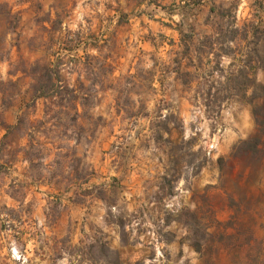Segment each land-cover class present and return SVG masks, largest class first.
Returning a JSON list of instances; mask_svg holds the SVG:
<instances>
[{
	"label": "rangeland",
	"instance_id": "rangeland-1",
	"mask_svg": "<svg viewBox=\"0 0 264 264\" xmlns=\"http://www.w3.org/2000/svg\"><path fill=\"white\" fill-rule=\"evenodd\" d=\"M197 2L0 0V264H264L252 106L180 44L235 31L264 84V4Z\"/></svg>",
	"mask_w": 264,
	"mask_h": 264
},
{
	"label": "trees",
	"instance_id": "trees-1",
	"mask_svg": "<svg viewBox=\"0 0 264 264\" xmlns=\"http://www.w3.org/2000/svg\"><path fill=\"white\" fill-rule=\"evenodd\" d=\"M221 16H224L221 14ZM222 32V31H221ZM235 32V31H234ZM231 40H224L219 42V39L215 35H219L220 31H215V35H206L204 36V42L200 45L202 48H196L195 45V33L194 29H192V34L189 40L181 38V45L185 48V55H189L190 52H196L200 55V61L203 62L204 59H210V57H214L217 60H221V58H229L231 59V63L228 66V69L221 68V61H218L216 64V69L219 70L220 73L215 72V69H212L208 74L204 73L208 78H212L215 74L219 77H223L225 81L231 83H237L240 87H227L225 89H217L214 94L212 89H207L204 92L205 97V106L210 108V103L214 100L219 99L220 103L218 105L213 106V109L217 110L219 114L222 109V101L228 100L234 97H240L247 104L252 106V114L256 125V135L252 139L243 142V146H247V151L250 152H260L262 146H264V84L259 83L257 79V64L259 62H263V59L260 57L257 48L252 49L255 53L257 60L253 58L250 52H246L243 55L237 58L235 52L232 51L231 44L234 43L235 34ZM249 44L246 43V48L249 47ZM221 45V48L218 49L217 46ZM202 55V56H201ZM212 61H208L211 63ZM181 63V62H180ZM39 95L38 98H47V92L42 91V88L38 89ZM221 96V97H220ZM213 99V100H212ZM211 109V108H210ZM78 113V109H77ZM10 129V127H7ZM98 248H100V255H102L106 260L110 257L111 249L107 247L105 244H101ZM109 261V260H108ZM109 264H120L119 254L109 261ZM139 264V263H137Z\"/></svg>",
	"mask_w": 264,
	"mask_h": 264
},
{
	"label": "crops",
	"instance_id": "crops-1",
	"mask_svg": "<svg viewBox=\"0 0 264 264\" xmlns=\"http://www.w3.org/2000/svg\"><path fill=\"white\" fill-rule=\"evenodd\" d=\"M221 0H198L197 4L199 7H208L210 8L212 13H215V7L217 5V3H219ZM239 1V13H241V11H246L247 10V6L249 4H254L256 2H260L264 4V0H238ZM247 13V12H246Z\"/></svg>",
	"mask_w": 264,
	"mask_h": 264
}]
</instances>
